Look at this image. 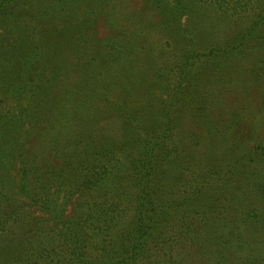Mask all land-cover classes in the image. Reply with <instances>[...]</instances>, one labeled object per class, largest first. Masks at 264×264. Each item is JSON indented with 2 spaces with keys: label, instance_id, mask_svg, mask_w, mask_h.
I'll list each match as a JSON object with an SVG mask.
<instances>
[{
  "label": "trees",
  "instance_id": "obj_1",
  "mask_svg": "<svg viewBox=\"0 0 264 264\" xmlns=\"http://www.w3.org/2000/svg\"><path fill=\"white\" fill-rule=\"evenodd\" d=\"M18 1L0 0V28L23 29L24 14L46 19L39 6L14 12ZM143 2L180 46L172 69L139 87L145 102L121 86L120 39L111 78L85 90L88 103L77 93L62 105L65 93L51 104L49 88L27 98L26 79L0 87V147L9 148L0 264H264V86L257 104L229 109L218 86L241 61L250 66L245 87L264 78V0ZM24 42L22 72L33 58ZM93 100L117 119L111 134L34 141L44 110L73 120Z\"/></svg>",
  "mask_w": 264,
  "mask_h": 264
},
{
  "label": "rangeland",
  "instance_id": "obj_2",
  "mask_svg": "<svg viewBox=\"0 0 264 264\" xmlns=\"http://www.w3.org/2000/svg\"><path fill=\"white\" fill-rule=\"evenodd\" d=\"M86 1L91 0H19L12 6L14 12L20 6L22 12L39 6V13L42 12L49 22L40 29L46 19H42L40 23L41 19L37 18L29 21L24 14L18 24L23 29L18 28L17 31L0 28V67H5L4 78L0 79L2 92L6 91L7 86L17 85L26 79L27 98L37 96L38 92L35 93L34 90L49 88L53 99L52 102L50 100L51 104L57 96L65 93L70 96L66 95L62 105H71L75 100L72 98L77 93H80L81 100L88 103V99L83 96L85 90L92 93L98 83L104 82L107 76L111 78V54L118 52L115 50L114 40L120 39L122 51L120 54L113 53L115 56L122 54L119 63L123 67L117 72L124 74L121 75L124 84H118L123 89H131L132 102L143 103L148 99L142 94L147 91H139V87L152 84L154 71L172 69L175 53L180 46L165 35L160 17L146 7L143 0H104L99 5H96L97 0L89 5ZM41 30L42 34L32 35ZM24 41L31 47L33 58L28 68L22 72L18 70L21 62L17 60L25 57L26 51L28 53ZM19 49L22 52L18 53ZM128 57L130 61L127 63ZM117 68L118 64L115 69ZM249 69L248 62H239L236 70L229 73V81L218 85L224 88L221 102L227 100L224 105L228 109L242 100L245 101L236 104H257L258 101L251 98L259 91L260 86H264V78L257 88L245 87ZM11 91L16 93L15 90ZM7 94L11 95V92ZM3 98L6 97H0ZM45 111L42 122L34 132V141L38 140L43 145L53 144L66 137H82L84 144L92 143L103 134H111L117 121L106 114L105 109L94 103V100L84 104L80 115L73 120L66 118L59 122L55 115L47 116L48 111ZM67 121H71L70 125H66ZM43 133L45 135L41 137L40 134ZM8 151V145L0 147V163L9 161Z\"/></svg>",
  "mask_w": 264,
  "mask_h": 264
}]
</instances>
